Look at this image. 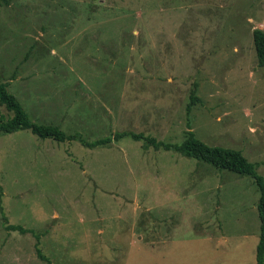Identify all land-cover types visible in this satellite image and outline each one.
I'll return each mask as SVG.
<instances>
[{"label": "rangeland", "instance_id": "1", "mask_svg": "<svg viewBox=\"0 0 264 264\" xmlns=\"http://www.w3.org/2000/svg\"><path fill=\"white\" fill-rule=\"evenodd\" d=\"M264 0H10L0 83L30 120L94 142H180L190 122L264 177ZM198 84L197 102L188 112ZM12 113L0 104V118ZM259 187L130 136L0 133V264H256ZM7 217V219L4 218Z\"/></svg>", "mask_w": 264, "mask_h": 264}, {"label": "trees", "instance_id": "2", "mask_svg": "<svg viewBox=\"0 0 264 264\" xmlns=\"http://www.w3.org/2000/svg\"><path fill=\"white\" fill-rule=\"evenodd\" d=\"M10 0H0V5L8 4ZM255 47L258 55V63L264 66V29L255 28L253 31ZM201 101L198 95V84L195 83L190 93V100L188 103V112L192 107ZM0 104L5 106L12 116L6 119L0 118V133H12L21 129H30L34 134L39 137L53 138L56 141H72L80 140L88 147H96L105 145L112 141V139H121L125 136H130L135 140H143L145 145L152 146L155 149H164L166 151L179 152L186 157L196 158L203 160L217 167L218 169H226L235 172L239 175H248L256 181L259 190L260 198L258 203V211L260 218V236L256 248V264H264V177L257 171L256 163L250 161L239 149L209 145L208 143L199 139L194 131L191 129L190 122L188 123V130L185 131L184 139L180 142H170L158 139L155 136L145 135L144 133H136L130 131L118 132L114 137H106L98 139L94 142L85 141L77 133H66L59 126L38 124L28 117L23 105L18 98L11 93L7 88V83H0ZM7 219L6 216H4ZM9 230L19 231L23 234L32 233L38 238L37 250L38 255L51 264V260L45 256L38 247L41 239V234H35L33 230L25 228L18 224H6Z\"/></svg>", "mask_w": 264, "mask_h": 264}]
</instances>
